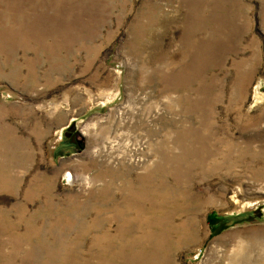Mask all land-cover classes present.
<instances>
[{"label":"rangeland","instance_id":"obj_1","mask_svg":"<svg viewBox=\"0 0 264 264\" xmlns=\"http://www.w3.org/2000/svg\"><path fill=\"white\" fill-rule=\"evenodd\" d=\"M0 264H264V0H0Z\"/></svg>","mask_w":264,"mask_h":264},{"label":"trees","instance_id":"obj_2","mask_svg":"<svg viewBox=\"0 0 264 264\" xmlns=\"http://www.w3.org/2000/svg\"><path fill=\"white\" fill-rule=\"evenodd\" d=\"M214 222H216V220H215V219H213V224H214Z\"/></svg>","mask_w":264,"mask_h":264},{"label":"flooded vegetation","instance_id":"obj_3","mask_svg":"<svg viewBox=\"0 0 264 264\" xmlns=\"http://www.w3.org/2000/svg\"><path fill=\"white\" fill-rule=\"evenodd\" d=\"M73 137V134L71 135V138Z\"/></svg>","mask_w":264,"mask_h":264}]
</instances>
